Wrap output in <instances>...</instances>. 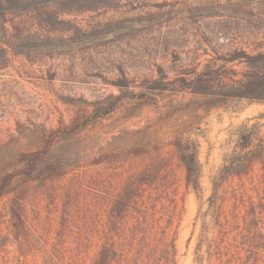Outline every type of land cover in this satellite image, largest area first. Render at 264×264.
Masks as SVG:
<instances>
[{"label":"rangeland","instance_id":"374dc122","mask_svg":"<svg viewBox=\"0 0 264 264\" xmlns=\"http://www.w3.org/2000/svg\"><path fill=\"white\" fill-rule=\"evenodd\" d=\"M235 48L264 52V0H0V182L12 176L0 199V264H91L107 231L124 228L114 240L130 246L131 217L149 204L163 222L165 209L176 212L151 264H209L205 241L198 252L196 245L203 223L211 224L213 179L231 157L255 151L256 141L241 150L238 136L256 123L264 132V101L210 105V96L174 81L222 65L218 56ZM227 67L235 78L250 70ZM154 81L165 90L148 91ZM73 119L74 134L50 140ZM175 138L195 148L198 190L185 185ZM136 174L153 185L127 186ZM228 178L217 197L243 200V235L261 236L264 258V160ZM122 192L137 201L111 221ZM11 206L20 208L21 229ZM251 236L242 240L248 248ZM128 245L126 264H135Z\"/></svg>","mask_w":264,"mask_h":264},{"label":"trees","instance_id":"16d2710c","mask_svg":"<svg viewBox=\"0 0 264 264\" xmlns=\"http://www.w3.org/2000/svg\"><path fill=\"white\" fill-rule=\"evenodd\" d=\"M216 60L222 61V65L207 64L199 72L196 70L189 71L185 75L179 77L174 81L177 88L180 90H188L195 94H202L210 96L209 104H215L220 99L227 98H245L251 101H264V52H247L245 49L235 48L228 50L225 56H221ZM245 64L249 66L250 70L242 74L240 78L236 77L235 70L228 68L227 64ZM227 67V68H225ZM232 67V66H231ZM162 84L159 81H154L148 88V91L162 92L165 88H161ZM126 95V94H124ZM139 98H148L146 94H140ZM149 99V98H148ZM264 118V114L262 115ZM73 119L69 124H59L55 129L49 132L50 140L57 138H64L74 134L79 129V124L75 123ZM263 125V124H262ZM261 125L258 123L253 124L250 128L243 127L242 132L238 136V147L241 150H246L252 146L256 141L258 144L254 152H246V157L239 158L238 156L231 157L225 162V166L221 170L220 175L213 179V194L211 197V224L204 225L199 236L196 251L198 252L200 244L204 241L206 243V255L209 264H264V258L258 255L260 244L258 241L261 236L255 234H245L249 229L250 221L247 220L248 212L241 216V211L245 208L243 200L234 194L232 197L222 196L217 197L218 192L222 186L226 184L229 176H240L248 173L252 162L255 159L264 160V132H261ZM178 154V159L181 162L185 171V185L194 190H198V172L199 165L196 158V151L189 141L175 138L172 142ZM49 143L45 145L41 151L39 150L34 154V159L31 163V170L36 167L37 162L41 160V153L48 151ZM26 157V156H23ZM12 176H5L0 182V199L5 193L6 187L9 185ZM150 177V174L149 176ZM142 178L145 176L142 175ZM140 174L133 176L127 186L132 189H137L138 186H152L153 183L147 178L143 180ZM147 181V182H144ZM137 197L130 196L128 192L120 193L114 200L110 210L109 218L111 221L124 219L127 212L124 211L125 205L134 203ZM220 201V203H218ZM152 204L147 205L137 215L131 217L132 225L127 231L129 232L128 243H118L114 240L116 232L124 231V228H119L114 232L113 230L107 231L103 236H100L102 243L91 264H126L128 262V255L130 250H126L127 245L134 252L135 264H151L155 255L160 256L165 247L162 243H167V236L172 227L175 219L176 212L174 209L166 210V218L168 220L162 221V218L157 217L147 210L154 209ZM11 206V222L13 228L21 229L23 225L22 214L19 210ZM66 214L62 217L61 232L64 233L68 230L64 220ZM155 218V220H153ZM240 221L243 224H239ZM164 223V225L162 224ZM243 225V227H242ZM214 230L212 239H208L206 234L210 230ZM243 235V236H242ZM252 235V245L248 248L246 236ZM17 237V236H16ZM122 239V238H121ZM204 239V240H202ZM138 242V243H137ZM202 260V256L198 258ZM50 264V262H45ZM156 264V263H155Z\"/></svg>","mask_w":264,"mask_h":264}]
</instances>
